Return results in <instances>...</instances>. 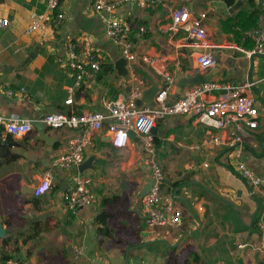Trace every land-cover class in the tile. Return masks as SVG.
<instances>
[{"label":"crops","instance_id":"obj_1","mask_svg":"<svg viewBox=\"0 0 264 264\" xmlns=\"http://www.w3.org/2000/svg\"><path fill=\"white\" fill-rule=\"evenodd\" d=\"M140 1L148 5L141 6ZM259 1L254 0L260 11L257 24L264 16ZM45 2L0 0V15L9 19V26L0 29V115L33 122L26 136L8 135L0 143V253L20 264H262L264 211L252 221L256 205L248 191L264 205V188L252 190L235 172L232 154L203 143L204 127L191 114L158 122L153 134L156 159L164 173L162 192L182 213L178 225L144 223L140 196L150 180L149 155L135 139L116 148L111 135L102 130L85 152L84 161L94 157V171L64 172L53 167L76 132L34 124L48 113L102 111L104 101L125 95L133 84L117 75L120 49L109 40L105 23L90 0H64L66 19L47 39L39 33L27 35L32 16L46 10ZM233 5L224 0H129L122 2L115 16L134 30L146 28L143 37H131L137 58L128 70L143 79V93L163 86L162 73L174 77L169 101L192 86H184L178 94L181 76L215 74L211 81L254 83L251 93L257 99L259 127L248 131L238 160L264 176V58L257 55L250 61L236 48L253 47L248 33L254 28L244 38L222 28V21L236 20L240 10H249L243 0L229 14ZM179 6L193 14H206L208 36L220 45L219 52H213L219 58L214 69H198L191 56L194 50L177 49L178 38L169 40L159 32ZM70 43L85 67L80 80L68 64ZM142 55L155 59L154 65L142 63ZM94 57L111 65L112 72L100 76V70L90 69L88 63ZM68 99L71 105L65 104ZM46 172L52 176L51 190L32 197ZM75 172L90 177L98 202L68 214L62 209V196ZM4 239H10L6 246H2Z\"/></svg>","mask_w":264,"mask_h":264},{"label":"built area","instance_id":"obj_2","mask_svg":"<svg viewBox=\"0 0 264 264\" xmlns=\"http://www.w3.org/2000/svg\"><path fill=\"white\" fill-rule=\"evenodd\" d=\"M64 0H46V10L34 14L26 29V34L39 33L42 39H47L56 33L63 21ZM129 0H90L91 7L105 23L106 33L111 43L120 49L121 57L125 59L128 70L137 58L132 35L143 37L144 26L135 30L123 19L115 16L116 9L122 2ZM141 6H147L146 1H140ZM205 13L193 14L186 6L172 10L170 21L159 26V32L176 40L177 49H191L195 63L201 71L214 69L216 61L213 50L220 45L213 43L207 33ZM9 26V19L0 15V29ZM253 41V47L246 50L236 47L245 57L259 55L264 57V16H260L256 28L248 33ZM174 38V41L175 39ZM228 47H234L233 45ZM75 45H68V64L76 72L80 80L85 67L79 63ZM179 50V51H180ZM142 63L153 66L155 59L142 55ZM90 69L99 70L100 61L90 58ZM130 72V71H129ZM133 86L125 95L103 102L102 111L76 114L72 111L48 113L38 122L51 129H66L75 131L67 140V147L54 161L53 167L60 171H77L85 159V152L93 145L95 135L106 130L111 135V143L116 148L126 147L132 139L139 142L148 153V169L151 185L141 197L144 223L147 226L178 225L182 213L175 210L172 199L162 192L164 173L157 163L156 147L152 128L158 122L176 116L191 114L196 123L204 127L203 143L213 145L228 151L235 160V172L252 190L264 188V176L253 173L244 162L239 161V155L248 131L259 127V111L257 99L251 93L252 82L237 83L235 81H204L200 85H192L182 95L169 101L171 89L174 87V77L162 73L163 86L158 88L152 104L138 106L136 102L142 96L144 81L135 73H129ZM23 91V89L21 90ZM13 92L9 91V95ZM68 99L66 105H71ZM33 129V122L23 118L3 117L0 115V143L6 136L23 137ZM133 133V137L129 136ZM91 179L75 172L71 182L62 196V209L65 213L74 214L80 209L97 204L98 197L92 191ZM52 188V176L46 172L41 182L34 188V196L41 197ZM263 262L264 264V247ZM0 264H20L17 260L8 259Z\"/></svg>","mask_w":264,"mask_h":264},{"label":"water","instance_id":"obj_3","mask_svg":"<svg viewBox=\"0 0 264 264\" xmlns=\"http://www.w3.org/2000/svg\"><path fill=\"white\" fill-rule=\"evenodd\" d=\"M242 3H243V0L236 1L235 4L229 10L228 13L229 14L234 13L236 10H238L240 8ZM259 5L261 7H264V0H260L259 1ZM213 52L215 53V52H219V51L217 49H215V50H213ZM214 56H215V61L218 63L219 62L218 56H216V55H214ZM256 56L257 55H251L250 56V61H252L253 58L256 57ZM115 70H116L117 75L119 77L124 78V80L127 81V82H131L130 74H129L128 69L126 68V61H125L124 58H121L118 61H116ZM251 70H252V66H251L250 71ZM150 72H151V70H150ZM214 75L215 74H212L209 77L202 76L201 74H195L193 77H182L181 76V77H179V81H178V84H177V93L180 94L181 90H182V88L184 86H187V85H196V86L200 85L204 81L211 80ZM248 81H250V78L248 79ZM157 91H158L157 85H155L153 87H150L145 93H143L140 101H137L136 104L137 105H142L143 102L147 103V104H152L153 103V98H154L155 94L157 93ZM34 126L37 127V128H41V129L44 128V125L42 123H40V122H38L37 124H34ZM156 130H157L156 128H152L151 133L152 134H156ZM129 136L132 138L134 135H133V133H129ZM93 159H94V157L92 156L89 159H87L86 161L82 162L79 165V167H78L79 172L83 173L84 171H86L88 169L94 171V167L92 165ZM150 185H151V181L149 180L147 185H146V190H145V192H143L141 194L140 198L143 197L144 194L147 193V191L149 190ZM62 190H64V189H62ZM26 193L29 194V192H26ZM248 194L250 195L251 199L255 202V205H256L255 211L253 212V215H252V221H253L256 218V216H257V214L259 212H261L262 210L264 211V205H263V203L260 200H258V199H256L254 197V195L252 194L251 190L248 191ZM32 197H34V195ZM184 202H186V201H184ZM243 205L248 208V203H244ZM261 221L264 224V213L262 214ZM0 236L1 237L3 236V232L1 230H0Z\"/></svg>","mask_w":264,"mask_h":264},{"label":"trees","instance_id":"obj_4","mask_svg":"<svg viewBox=\"0 0 264 264\" xmlns=\"http://www.w3.org/2000/svg\"><path fill=\"white\" fill-rule=\"evenodd\" d=\"M224 1L228 6H232L234 3V0H224ZM247 6L249 10L248 11L240 10L237 14L236 20L232 18H228L225 21H222L221 22L222 28L224 30L231 31L235 36L244 38L243 35L247 31H250L251 29L256 27L257 16L260 13V11L256 9L254 0H247ZM233 29H235L236 31ZM245 40L247 42H250L249 38L247 37L245 38ZM251 47L252 45H250L249 48ZM99 70H100V76L106 75L107 73L112 72V66L109 64L100 63ZM9 242H10V239H4L2 241V246H6ZM0 255H1V258H0L1 261H6L12 258L11 255L10 256L5 255L3 251H1Z\"/></svg>","mask_w":264,"mask_h":264},{"label":"rangeland","instance_id":"obj_5","mask_svg":"<svg viewBox=\"0 0 264 264\" xmlns=\"http://www.w3.org/2000/svg\"><path fill=\"white\" fill-rule=\"evenodd\" d=\"M158 160H159V157L157 156V163H158ZM158 165H159V163H158Z\"/></svg>","mask_w":264,"mask_h":264}]
</instances>
